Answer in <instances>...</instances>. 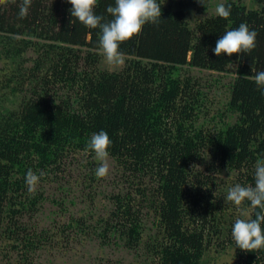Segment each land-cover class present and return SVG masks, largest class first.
Instances as JSON below:
<instances>
[{"label":"trees","instance_id":"obj_1","mask_svg":"<svg viewBox=\"0 0 264 264\" xmlns=\"http://www.w3.org/2000/svg\"><path fill=\"white\" fill-rule=\"evenodd\" d=\"M252 1L250 7L224 0L228 19L210 13L191 27L187 10L205 5L157 0L159 23L120 44L126 60L118 71L95 69L99 29L70 23L67 0H32L25 19L18 17L22 0L0 4V244L7 262L36 264L41 250L88 231L78 218L52 230L28 221L46 200L42 186L58 181L66 159L95 156L87 143L104 130L126 189L109 196L110 208L92 233L105 244L143 248L145 264H204L222 220L215 175L244 168L240 185L254 186L256 163L264 160V95L253 80L264 71V0ZM114 3L97 0L95 13L111 20L106 9ZM241 23L257 32L255 49L216 56V41ZM234 64L226 111L235 119L210 130L199 121L207 94L181 68L226 72ZM28 170L45 173L34 196L25 184ZM244 204L255 218L259 208ZM150 216L154 233L147 232ZM227 241L234 250L227 264H264V248L245 252L232 235Z\"/></svg>","mask_w":264,"mask_h":264},{"label":"rangeland","instance_id":"obj_2","mask_svg":"<svg viewBox=\"0 0 264 264\" xmlns=\"http://www.w3.org/2000/svg\"><path fill=\"white\" fill-rule=\"evenodd\" d=\"M9 1L11 0H0V4ZM223 1L205 0L206 9H202L200 5L190 6L186 13L189 25L194 27L201 17L210 15V13L216 14L217 5ZM242 1L250 7L255 6L252 0ZM123 57L126 60V56L123 55ZM29 65V62L26 63V66ZM123 65L115 68L107 65L101 51H99V61L95 69L118 71ZM4 67V62L0 61V68ZM235 69V64L229 65L226 72L190 66L181 68V75L192 77L198 82L197 86L207 94L199 121L204 123L210 130L222 126L225 122L232 123L235 119V115H229L226 111L229 83L235 77ZM92 161H95V163H92ZM99 163L95 156L90 157L88 154L78 153L74 158L66 159L64 172L62 175L59 173L57 182L52 179L42 186L46 200L36 216L28 223L35 226L37 230L43 227L52 230L54 227L63 226L70 219L78 218L80 222H84L82 225L86 226L85 229L90 233L85 231L79 237H75L68 242L61 238L58 245L52 248L46 247V249L37 253L36 264H145L143 263L145 259L144 254H142L143 248L134 251L127 250L121 244L112 241L105 244L96 233H92L94 221L98 216H105L110 208L109 196L118 191L123 192L126 189V184L119 181V171L111 156L108 157L109 172L104 178L95 176V169L99 166ZM196 167L203 169L202 164H196ZM91 170H93L94 180L90 179ZM244 172L246 173L244 168L240 171L223 169L214 177L216 184L213 185V192L222 197L219 206H222V210L219 212L222 220L219 225L220 236L217 239H214V236L211 238L213 244L209 246L204 256V264H227L234 259V250L227 243V239L231 236V232H229L232 227L231 222L236 219L248 218L250 209L244 202L237 208V206L226 202L225 197L231 187L240 184L241 180L244 179ZM92 198L93 201H91ZM145 219L147 232L154 233L155 228L152 225V217H145ZM2 250L3 247H1L0 252V264H16L12 260L7 262L3 258Z\"/></svg>","mask_w":264,"mask_h":264},{"label":"clouds","instance_id":"obj_3","mask_svg":"<svg viewBox=\"0 0 264 264\" xmlns=\"http://www.w3.org/2000/svg\"><path fill=\"white\" fill-rule=\"evenodd\" d=\"M71 4L69 9L70 23L77 21L88 29H99L98 47L107 65L115 68L125 63L122 53L119 51L121 43L138 35L145 24H158L161 18V5L157 0H115L114 6L109 5L106 9L112 19L105 21V18L95 13L97 0H67ZM198 3L206 5L205 0H198ZM32 0H22L18 17L25 19L29 13ZM216 14L223 19L231 15V5L223 3L217 5ZM257 32L250 30L246 23H241L237 28L226 31L216 41L212 49L216 56L226 54L241 55L248 54L256 47ZM253 80L264 95V71L257 72ZM112 141L104 130L93 133L87 143V149L95 154L99 166L95 169L97 178H104L109 172L108 157L109 147ZM45 175L41 172L38 176L32 170H28L25 176L27 192L30 196L36 193V187L40 178ZM254 186H241L236 184L231 187L225 197V201L237 208L245 201H249L253 209L259 208L255 218L236 219L231 235L236 247L245 252H256L264 248V160L256 163L254 173ZM247 215V213H245Z\"/></svg>","mask_w":264,"mask_h":264}]
</instances>
